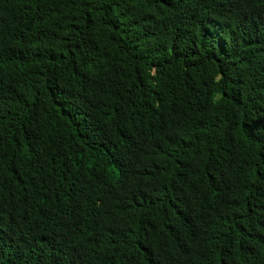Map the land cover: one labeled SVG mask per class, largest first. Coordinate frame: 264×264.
I'll use <instances>...</instances> for the list:
<instances>
[{
    "label": "trees",
    "instance_id": "1",
    "mask_svg": "<svg viewBox=\"0 0 264 264\" xmlns=\"http://www.w3.org/2000/svg\"><path fill=\"white\" fill-rule=\"evenodd\" d=\"M0 264H264V0H0Z\"/></svg>",
    "mask_w": 264,
    "mask_h": 264
}]
</instances>
